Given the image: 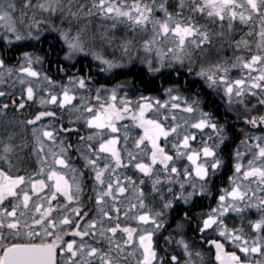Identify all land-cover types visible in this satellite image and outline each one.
<instances>
[{"label": "snow or ice", "instance_id": "1", "mask_svg": "<svg viewBox=\"0 0 264 264\" xmlns=\"http://www.w3.org/2000/svg\"><path fill=\"white\" fill-rule=\"evenodd\" d=\"M0 264H264V0H0Z\"/></svg>", "mask_w": 264, "mask_h": 264}, {"label": "flooded vegetation", "instance_id": "2", "mask_svg": "<svg viewBox=\"0 0 264 264\" xmlns=\"http://www.w3.org/2000/svg\"><path fill=\"white\" fill-rule=\"evenodd\" d=\"M49 39H51V38H49ZM18 43H21V44H23V43H25V42H23V41H21V42H18ZM39 47H43V48H47L48 47V44L47 43H45V44H43V45H40ZM24 50H31V49H29V48H24V49H21V51H24ZM10 54H12V55H19V53L18 52H12V53H10ZM119 53L117 52V55H118ZM90 59V58H89ZM52 60H53V62L51 63V65H50V68H51V70H52V72L53 73H55V69H56V64H55V58L53 57L52 58ZM81 64H83L84 65V67H85V70H87V65H88V60H82L81 61ZM46 67H49V65H45ZM77 67H80V65H77ZM139 70H140V68L139 67H137V66H135L134 68H133V71L131 72V73H129V76H128V78H129V80H132V79H134V78H136V80H137V84H138V86L141 88V90H143V88L145 87V85L148 87V88H153V87H159L160 85H164V86H167V82L165 81V79L163 78V77H160V76H156V79H155V81L153 82L149 77H145V82L143 83V84H141V83H139ZM93 76H94V78H96L99 82H104V79H105V77L104 76H102L101 74H99L97 71H96V68H95V66L93 65V68H92V73H91ZM57 79H59V77H56ZM123 77H121V79H122ZM207 99H210L209 100V105L212 107V110L216 113V116H217V113L219 112L218 110H217V107H215L214 105L212 106V103L213 102H215V100L213 99V97H207ZM218 111V112H217ZM224 109L222 110V113L220 114V115H222V119H223V123H225L226 125H233V119H232V116H229V115H227V114H225L224 112ZM45 122H47V121H45ZM227 122V123H226ZM240 125V128L239 129H245L246 128V126L243 124V123H240L239 124ZM234 126V125H233ZM73 139H75V135H73ZM232 147V146H231ZM233 147H235V145L233 146ZM226 176L227 175H225V178H226Z\"/></svg>", "mask_w": 264, "mask_h": 264}, {"label": "rangeland", "instance_id": "3", "mask_svg": "<svg viewBox=\"0 0 264 264\" xmlns=\"http://www.w3.org/2000/svg\"><path fill=\"white\" fill-rule=\"evenodd\" d=\"M245 31H247V29H245ZM122 34H124V32L123 31H118L117 33H116V35L117 36H120V35H122ZM239 37H237V39H238ZM137 39H139V37H137ZM228 55H230L231 53L229 52V53H227ZM135 65L137 66V67H141V65L139 64V61L137 60V61H135ZM233 75L234 76H236V75H239V73H237V72H234L233 73ZM213 99L216 101V102H218V103H220V105L223 107V109H225L229 114H231V115H234L236 118H237V110H230L227 106H226V104H225V102L224 101H222V100H218L216 97H213ZM253 103H254V101H253ZM250 129L248 128L247 130L246 129H242V134L241 135H243V134H246L248 131H249ZM241 132V131H240ZM255 134V133H254ZM219 182V181H218ZM225 184H226V182H225ZM217 186H222V185H217ZM204 203L205 204H209V203H212V201H211V199H208V200H205L204 201ZM176 227V222H175V220H173L171 217H169V220H168V222L166 223V225H165V229H163L162 230V234L159 236V245H160V247L161 248H164V247H170V248H172V250L173 251H179L178 249H175V246H173V245H165V242H164V237H167L168 235H169V232L172 230V229H174ZM185 232H186V234H187V236H189V237H192V239L193 240H196L197 239V236H194L193 235V233H192V231L189 229H187L186 227H185ZM197 248L199 249L200 248V244L198 243L197 245ZM209 247H207V246H204V249L205 250H207ZM208 253H207V251H206V255H205V258L207 259L208 258Z\"/></svg>", "mask_w": 264, "mask_h": 264}, {"label": "trees", "instance_id": "4", "mask_svg": "<svg viewBox=\"0 0 264 264\" xmlns=\"http://www.w3.org/2000/svg\"><path fill=\"white\" fill-rule=\"evenodd\" d=\"M208 100H210V99H208ZM215 106V107H217V110L219 111H217L218 113H217V117H219L220 119H221V121H223V119H222V115H220L221 113H222V110H223V107L220 105V103H218V102H216L215 101V103L213 104L212 103V106ZM225 114H227V115H229V116H232V115H230L229 113H227L226 112V110L224 109V111H223ZM227 123V122H226ZM240 128V125H232V128L230 129V132H229V134L231 135L232 134V129H235L237 132H240L241 131V129H239ZM246 130L248 129V128H245ZM240 138H242V135H240V136H238L237 137V141L240 139ZM233 147L234 145H230V147ZM224 176L225 175H222V176H219V178L218 179H216V181L215 182H217V181H219V184L221 183L222 184V181L224 180ZM198 210V209H197Z\"/></svg>", "mask_w": 264, "mask_h": 264}]
</instances>
